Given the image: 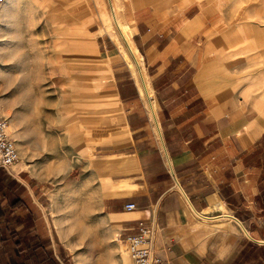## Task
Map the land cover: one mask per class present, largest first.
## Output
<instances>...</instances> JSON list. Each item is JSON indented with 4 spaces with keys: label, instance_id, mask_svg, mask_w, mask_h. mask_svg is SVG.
I'll use <instances>...</instances> for the list:
<instances>
[{
    "label": "crops",
    "instance_id": "1",
    "mask_svg": "<svg viewBox=\"0 0 264 264\" xmlns=\"http://www.w3.org/2000/svg\"><path fill=\"white\" fill-rule=\"evenodd\" d=\"M111 7V27L122 35L117 28L127 25ZM132 14L130 50L142 56L155 105L142 97L109 24L93 17L89 30L112 72L123 126L115 143L101 148V239L85 246H101V264H130L126 237L144 220L157 225L156 264H264V118L254 102L213 90L227 63L220 58L226 50L211 40L225 32L214 31L212 13L195 2L159 0ZM15 179L25 188V206L12 222L32 226L55 264H75L59 232L56 240L41 233L39 226L56 224L38 202L45 193L35 178L21 169ZM129 203L137 208L127 210Z\"/></svg>",
    "mask_w": 264,
    "mask_h": 264
},
{
    "label": "rangeland",
    "instance_id": "2",
    "mask_svg": "<svg viewBox=\"0 0 264 264\" xmlns=\"http://www.w3.org/2000/svg\"><path fill=\"white\" fill-rule=\"evenodd\" d=\"M103 1L98 7L93 0H5L0 5V114L20 154L6 172L17 178L22 169L35 178L37 192L45 193L38 202L56 224L39 226L41 233L55 239L59 232L75 264H101V246L85 244L101 239V148L115 143L123 126L112 94V72L90 32L93 17L109 24L140 92L143 72L148 100L141 95L148 106L154 107L156 97L141 54L130 49L135 48V7L159 0H120L123 6L117 0ZM184 1L209 9L216 20L213 30L226 34L211 40L226 50L220 58L227 63L217 72L213 90L254 102L264 118V0ZM111 2L127 25L122 35L111 27ZM127 2H132L130 10ZM12 117L21 138L10 130Z\"/></svg>",
    "mask_w": 264,
    "mask_h": 264
},
{
    "label": "trees",
    "instance_id": "3",
    "mask_svg": "<svg viewBox=\"0 0 264 264\" xmlns=\"http://www.w3.org/2000/svg\"><path fill=\"white\" fill-rule=\"evenodd\" d=\"M24 191L15 178L0 168V264H55L47 242L28 230L32 226L18 229V221L12 222L11 214L25 206L21 198Z\"/></svg>",
    "mask_w": 264,
    "mask_h": 264
},
{
    "label": "built area",
    "instance_id": "4",
    "mask_svg": "<svg viewBox=\"0 0 264 264\" xmlns=\"http://www.w3.org/2000/svg\"><path fill=\"white\" fill-rule=\"evenodd\" d=\"M5 0H0V5ZM20 161L14 139L8 133V121L0 114V168L10 171ZM127 210L137 208L135 203L126 204ZM138 231L126 237L130 264H156L160 258L155 254L157 225L154 222L140 220Z\"/></svg>",
    "mask_w": 264,
    "mask_h": 264
},
{
    "label": "bare ground",
    "instance_id": "5",
    "mask_svg": "<svg viewBox=\"0 0 264 264\" xmlns=\"http://www.w3.org/2000/svg\"><path fill=\"white\" fill-rule=\"evenodd\" d=\"M113 19V18H112ZM115 23V22H114ZM119 26V24H118ZM115 27V26H114ZM121 33H123V28L122 27H118L117 28ZM140 85H141V92L143 94V97L145 98V100H148L147 97H149L148 95V86H147V82L145 80V77L143 75V72L141 73L140 72ZM150 99V98H149ZM10 130L12 131L13 135L16 137V138H21V133L18 131V122H17V119L16 118H11L10 119ZM8 131H9V126H8ZM17 146V145H16ZM18 150V149H17ZM19 152V151H18ZM20 156V154H19ZM80 263V260H77V264Z\"/></svg>",
    "mask_w": 264,
    "mask_h": 264
}]
</instances>
